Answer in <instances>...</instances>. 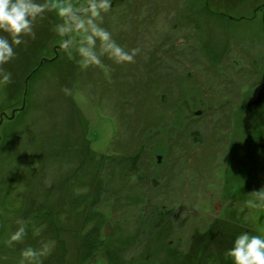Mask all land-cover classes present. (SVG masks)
I'll return each instance as SVG.
<instances>
[{"label":"rangeland","instance_id":"1","mask_svg":"<svg viewBox=\"0 0 264 264\" xmlns=\"http://www.w3.org/2000/svg\"><path fill=\"white\" fill-rule=\"evenodd\" d=\"M38 2L0 65V264L25 243L31 264H233V236L264 230L247 203L264 186V0ZM69 3L95 4L134 59L64 46Z\"/></svg>","mask_w":264,"mask_h":264},{"label":"clouds","instance_id":"2","mask_svg":"<svg viewBox=\"0 0 264 264\" xmlns=\"http://www.w3.org/2000/svg\"><path fill=\"white\" fill-rule=\"evenodd\" d=\"M82 7V6H77ZM46 5L38 0H0V65H4L16 55L14 45H19L25 36H35L34 23L43 15ZM90 15L81 16L72 4H64L57 10L62 22L57 24V32L65 39L64 46L76 43V50L85 57V62H98L99 57L93 45L99 39L100 51L116 62L132 61L136 49H125L105 26L98 24L100 16L95 4L90 5ZM87 11V9H85ZM80 33H84L80 36ZM79 37V39H77ZM71 55V52H69ZM12 73L0 68V82L11 80ZM255 201H247L254 207H264V186L253 191ZM25 227L18 225L7 237V242L22 241ZM43 250L25 243L18 249V264H31L34 258L42 255ZM226 254L233 264H264V230L252 234L248 230L235 234Z\"/></svg>","mask_w":264,"mask_h":264},{"label":"water","instance_id":"3","mask_svg":"<svg viewBox=\"0 0 264 264\" xmlns=\"http://www.w3.org/2000/svg\"><path fill=\"white\" fill-rule=\"evenodd\" d=\"M261 97H264V82L255 88L252 101H255ZM160 158V156H159Z\"/></svg>","mask_w":264,"mask_h":264},{"label":"trees","instance_id":"4","mask_svg":"<svg viewBox=\"0 0 264 264\" xmlns=\"http://www.w3.org/2000/svg\"><path fill=\"white\" fill-rule=\"evenodd\" d=\"M98 24H101V23H100V22H98ZM101 25H102V24H101ZM97 39H98V38H97ZM97 44H98V45H100V44H99V43H97V41H96V43L94 44V45H96V47H95V48H96V51H97V50H99V46H98ZM100 46H101V45H100Z\"/></svg>","mask_w":264,"mask_h":264}]
</instances>
